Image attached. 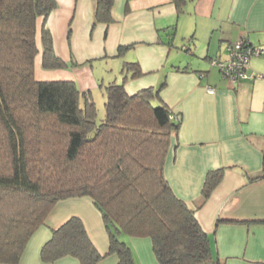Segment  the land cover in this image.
Instances as JSON below:
<instances>
[{
    "label": "crops",
    "instance_id": "1",
    "mask_svg": "<svg viewBox=\"0 0 264 264\" xmlns=\"http://www.w3.org/2000/svg\"><path fill=\"white\" fill-rule=\"evenodd\" d=\"M55 1L45 19L36 18L35 77L74 80L94 101L97 89L104 102V85L119 81L116 73L124 61H136L142 73L123 78L125 90L159 88L161 99L179 115L164 175L175 195L194 208L215 264H264V55H251L248 77L237 81L210 63L211 57L225 58L226 44L240 37L264 46V0H186L179 13L172 0H113L108 22L94 21L93 0ZM42 27L65 61L63 68H42ZM177 35L189 40L179 57L172 54ZM217 168L221 179L204 198L206 174ZM100 214L88 196L58 200L16 264H79L72 255L47 262L40 257L52 229L71 215L82 218L98 249L106 252L108 234ZM120 237L131 248L133 264H157L150 237ZM117 260L111 253L96 264Z\"/></svg>",
    "mask_w": 264,
    "mask_h": 264
},
{
    "label": "trees",
    "instance_id": "2",
    "mask_svg": "<svg viewBox=\"0 0 264 264\" xmlns=\"http://www.w3.org/2000/svg\"><path fill=\"white\" fill-rule=\"evenodd\" d=\"M94 21L108 22L113 0H93ZM176 11L186 0H172ZM55 0H0V263L16 264L34 230L60 199L88 196L108 234L101 252L78 215H71L43 243L40 257L64 255L96 264L108 254L133 264L120 234L148 236L157 264H215L209 238L194 208L173 192L164 162L179 115L159 88L127 93L121 81L104 85L103 117L91 92L74 80L37 79L35 22ZM42 68H63L49 30L42 27ZM121 49V47H120ZM122 78L142 73L124 61ZM222 176L209 170L201 194L207 198Z\"/></svg>",
    "mask_w": 264,
    "mask_h": 264
},
{
    "label": "built area",
    "instance_id": "3",
    "mask_svg": "<svg viewBox=\"0 0 264 264\" xmlns=\"http://www.w3.org/2000/svg\"><path fill=\"white\" fill-rule=\"evenodd\" d=\"M226 57H211L210 63L216 65L224 78L230 81L247 78L248 61L251 55H264V46H253L245 37H240L226 44ZM209 91L213 87L207 86Z\"/></svg>",
    "mask_w": 264,
    "mask_h": 264
},
{
    "label": "rangeland",
    "instance_id": "4",
    "mask_svg": "<svg viewBox=\"0 0 264 264\" xmlns=\"http://www.w3.org/2000/svg\"><path fill=\"white\" fill-rule=\"evenodd\" d=\"M179 35H177V38L173 41V45H172V51H173V55H177L178 57L180 56V55H182V53H184L185 52V50H184V48L183 47H186L187 46V44H188V42H189V40H187V39H182V38H180V37H178ZM187 38V37H186ZM174 51H176V52H174ZM95 65V64H94ZM103 66V68H104V64L102 65ZM95 67H96V65H95ZM96 69V68H95ZM101 68H99V70H100ZM121 73V71L119 70V72H117L116 74H117V80H119L120 82L122 81L123 82V78H122V74H120ZM105 79L106 78H108V77H104ZM128 80V79H127ZM118 81V82H119ZM97 89H95L94 90V92H95V102H96V107H97V117H96V120L97 121H99L102 117H103V111H104V106H103V99L100 97V94H98V92L96 91ZM103 90L105 91V89L103 88ZM83 205L82 204H80V205H77L76 207L77 208H81ZM101 215V214H100ZM102 222H103V219H102ZM105 227V226H104Z\"/></svg>",
    "mask_w": 264,
    "mask_h": 264
}]
</instances>
